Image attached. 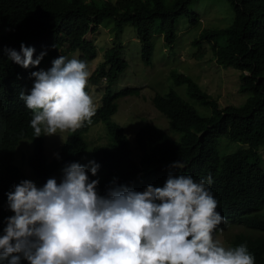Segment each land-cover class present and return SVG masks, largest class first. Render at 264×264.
Masks as SVG:
<instances>
[{
    "label": "clouds",
    "instance_id": "clouds-1",
    "mask_svg": "<svg viewBox=\"0 0 264 264\" xmlns=\"http://www.w3.org/2000/svg\"><path fill=\"white\" fill-rule=\"evenodd\" d=\"M3 51L24 69L47 55L34 58L35 49L23 43L19 52ZM51 63L31 73L33 87L20 92L16 107L0 93V264H264V203L237 211L239 192L217 208L211 174L199 181L184 175L190 162L182 161L183 151L161 165L170 170L167 179L149 180L140 167L129 186L114 180L100 195L99 180L86 172L97 175L95 148L107 139L83 126L100 107L86 91L94 85L91 73L77 58ZM57 131L62 138L49 148ZM83 132L79 158L61 156ZM38 143L45 158L59 163L37 173L31 157ZM228 220L239 228L231 240ZM214 231L227 236L229 248Z\"/></svg>",
    "mask_w": 264,
    "mask_h": 264
},
{
    "label": "trees",
    "instance_id": "trees-1",
    "mask_svg": "<svg viewBox=\"0 0 264 264\" xmlns=\"http://www.w3.org/2000/svg\"><path fill=\"white\" fill-rule=\"evenodd\" d=\"M192 1L176 0L169 6L163 0H0V93L12 99L16 107L20 92L27 93L33 87L31 73L40 66L24 69L9 60L3 49L19 52L23 43L35 49L34 58L46 51L44 59L51 65L59 56H71L75 51L78 59L86 61L88 66L98 49L86 35L96 32L110 19L116 28L115 39H119L126 25L135 29L143 58L151 63L156 32L162 33L166 44L172 46L180 16L189 17L191 23L200 19L189 14ZM229 1L235 12L233 23L223 29L202 31L194 44L199 47L205 44L218 64L241 72L240 90L250 94L246 102L222 106L219 97L209 94L192 77L174 71L173 84L153 99L155 108L168 118L170 129L151 123L143 125L136 133L137 145L133 148L124 126L114 121L113 116L119 109L117 99L137 96L140 89L112 90L128 62L122 56L120 42L107 48L104 61L88 80V84L98 85L106 78L101 105L94 116L105 122L113 120L107 125V142L95 148L94 161L100 165L97 175L92 176L90 167H86L90 180H99L100 195H106L114 180L129 186L140 167L149 180L167 179L170 170L161 165L169 162L176 152L183 151L182 161L190 162L184 175L199 181L211 174L213 183L209 190L218 201L217 208L226 206L239 192L237 211L254 207L260 201L264 203V0ZM195 102L209 110L202 113ZM84 132L73 136L70 149L64 150L67 143L60 155L78 159L85 149L79 145ZM224 140L238 142L241 148L227 153ZM31 163L40 165L34 169L38 173L59 161L45 158L38 143Z\"/></svg>",
    "mask_w": 264,
    "mask_h": 264
},
{
    "label": "rangeland",
    "instance_id": "rangeland-1",
    "mask_svg": "<svg viewBox=\"0 0 264 264\" xmlns=\"http://www.w3.org/2000/svg\"><path fill=\"white\" fill-rule=\"evenodd\" d=\"M107 1L115 2L116 0ZM163 1L169 6H173L176 2V0ZM188 11L190 15H197L200 19L191 23L189 17L180 16L176 21V41L172 46L166 44L162 33L156 32L153 36L154 51L151 63H146L144 60L141 41L137 37L135 29L130 25L124 27L119 39L114 38L117 32L110 19H106L95 34L90 32L87 34L88 39L94 40L98 49L97 55L88 64L90 73L104 61L107 48L120 42L122 44L121 53L128 62V67L118 75L112 90L117 92L125 87L140 89L137 96L117 99L119 109L113 116L114 121L124 126L132 148L137 145L135 136L143 125L151 123L163 129H165L164 127L169 128L168 118L155 108L153 99L157 93H165L168 87L173 84L172 73L174 71L192 77L209 94L219 97L222 106L243 105L250 95L248 92L240 90L241 72L238 69L235 67L226 68L218 64L216 59H212L211 50L205 44L200 47L194 44L202 31L223 29L233 23L235 12L232 3L229 0H194L189 4ZM201 50L204 52H200ZM66 57L78 59V53L74 51L71 56ZM51 66L47 59H44L40 70H48ZM106 85L107 80L104 78L96 86L89 85L88 93L92 96L96 109L101 105V97L105 92ZM185 94L184 90V96ZM195 105L202 113L209 110L201 107L197 102ZM113 120L105 122L93 119L89 125L98 131L99 137L107 138V125ZM173 136L177 138L175 134ZM61 138L60 131H57L56 135L49 136L48 147L56 145ZM224 143L227 144L225 148L227 153L241 148V144L235 141L224 140ZM87 157L88 155L84 153L83 158ZM262 165L264 167V162ZM56 180H59V176L56 177ZM227 225L229 226L228 239L231 240L239 228L236 221L233 220H228ZM213 236L221 245L229 248L230 242L228 239L226 240L225 234H218L214 231Z\"/></svg>",
    "mask_w": 264,
    "mask_h": 264
}]
</instances>
